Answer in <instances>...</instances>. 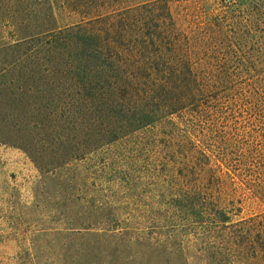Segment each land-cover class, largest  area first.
I'll use <instances>...</instances> for the list:
<instances>
[{"label":"rangeland","instance_id":"1","mask_svg":"<svg viewBox=\"0 0 264 264\" xmlns=\"http://www.w3.org/2000/svg\"><path fill=\"white\" fill-rule=\"evenodd\" d=\"M168 1L179 24L198 39L231 35L229 27L255 5L264 12V0ZM63 3L0 0V95L3 89L18 97L29 93L20 98H27L25 107L0 99V264L262 263L264 253L254 259L252 249L241 253L236 245L210 242L184 223L181 200L149 176L159 161L149 134L106 135L94 143L86 99L51 92L57 51L45 40L81 22ZM37 67L45 68L42 77L32 73ZM48 78L53 85L45 87ZM250 118L258 123L259 116Z\"/></svg>","mask_w":264,"mask_h":264},{"label":"trees","instance_id":"2","mask_svg":"<svg viewBox=\"0 0 264 264\" xmlns=\"http://www.w3.org/2000/svg\"><path fill=\"white\" fill-rule=\"evenodd\" d=\"M124 2L64 0L81 22L45 40L57 51L51 92L86 99L94 143L106 135L149 134L159 156L149 176L181 200L184 223L210 242L252 249L256 259L264 253V212L253 214L264 207L263 10L239 12L243 20L229 27L231 35L198 39L179 24L168 0ZM43 71L32 69L41 77ZM22 94L29 93L3 89L0 99L25 107Z\"/></svg>","mask_w":264,"mask_h":264}]
</instances>
